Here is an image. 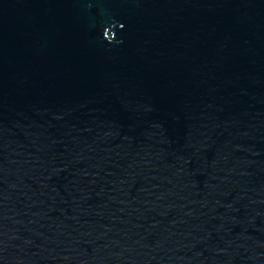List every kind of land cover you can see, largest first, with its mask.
Listing matches in <instances>:
<instances>
[{
    "label": "water",
    "instance_id": "obj_1",
    "mask_svg": "<svg viewBox=\"0 0 264 264\" xmlns=\"http://www.w3.org/2000/svg\"><path fill=\"white\" fill-rule=\"evenodd\" d=\"M0 264H264V0H0Z\"/></svg>",
    "mask_w": 264,
    "mask_h": 264
}]
</instances>
